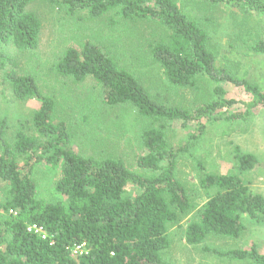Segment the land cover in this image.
<instances>
[{"label": "trees", "instance_id": "trees-1", "mask_svg": "<svg viewBox=\"0 0 264 264\" xmlns=\"http://www.w3.org/2000/svg\"><path fill=\"white\" fill-rule=\"evenodd\" d=\"M35 0H0V72L19 101L35 100L39 106L31 121L7 138L9 125L0 120V181L8 187L0 201V264H170L164 253L171 245L170 229L193 211L190 195L177 178L180 158L191 155L205 134H192L181 145L168 141L169 126L203 120H247L264 106V92L250 81L239 80L214 53L208 33L180 8L176 0H41L69 16L85 13L98 19L113 12L118 20L152 21L164 33L151 45L154 61L166 79L179 88H190L203 76L218 84L212 101L194 109L165 105L151 96L136 76L92 42L66 48L52 71L76 83L93 81L105 105H130L138 114L159 125L142 134L136 171L123 159L87 157L75 151L64 121L55 120L56 102L45 95L36 78L21 74L17 61L2 50L19 52L39 48L42 22L29 10ZM246 13L264 16L263 0H203ZM264 54V41L254 45ZM10 66L12 69L7 70ZM221 83L242 87L248 100L228 99ZM244 108L245 111H239ZM233 110V113L229 111ZM240 172L259 163L253 154L237 153ZM60 167L56 191L65 202L37 199L36 165ZM200 187L214 191L184 229L186 242L196 246L208 238L238 240L245 222L264 224V196L254 193L236 174H212L200 163ZM133 189L134 194H128ZM36 226L46 235L30 230ZM82 253L73 257L72 250ZM219 255L231 262L264 264L256 245Z\"/></svg>", "mask_w": 264, "mask_h": 264}, {"label": "rangeland", "instance_id": "rangeland-1", "mask_svg": "<svg viewBox=\"0 0 264 264\" xmlns=\"http://www.w3.org/2000/svg\"><path fill=\"white\" fill-rule=\"evenodd\" d=\"M176 2L208 33L211 48L219 61L236 78L250 81L264 92V54L254 51V45L264 41V16L203 0ZM29 10L35 12L42 22L39 48L32 52H19L12 46L2 51L17 61L21 74L33 75L42 92L55 100V120L67 124L73 149L84 156L123 159L130 169L136 171L141 136L146 129L159 124L141 117L130 105H105L92 80L76 83L56 75L51 68L68 47L94 43L131 71L151 96L165 105L194 109L216 98L214 91L218 84L206 77H199L190 88L176 87L166 79L151 53V45L164 34L155 22L121 19L114 23L113 12L98 19L89 18L85 13L69 16L59 7L41 0H35ZM11 69L7 67V70ZM4 76V72H0V120L7 121V138L11 142L21 125L31 121L39 104L35 100H17L11 87L4 83ZM219 86L227 91L228 99H249L242 87L227 83ZM239 109L245 111L244 108ZM229 112L233 113V110ZM203 125L206 131L202 141L191 155L180 158L177 170V178L190 195L193 211L170 229L171 245L163 256L170 264H248L231 262L219 253L234 249L250 250L256 245L264 254V224L246 221V230L238 240L212 236L196 246L186 242L184 229L214 192L207 193L200 187L202 172L199 163L212 174L240 176L254 193L264 196V106L253 110L243 121L212 125L203 120L200 124H190L187 129L172 123L167 139L173 145L184 144L189 136L199 134ZM237 153L255 155L259 160L256 168L240 172ZM33 178L38 200L46 203L66 201L56 191L60 167L36 165ZM7 190V185L0 181V201L4 200ZM134 193L133 189L128 191V194ZM0 217L5 218L2 210ZM82 251L72 250L73 257L77 258Z\"/></svg>", "mask_w": 264, "mask_h": 264}, {"label": "built area", "instance_id": "built-area-1", "mask_svg": "<svg viewBox=\"0 0 264 264\" xmlns=\"http://www.w3.org/2000/svg\"><path fill=\"white\" fill-rule=\"evenodd\" d=\"M30 230H34L36 233L38 234H42V237L45 239L46 235L43 234V231L41 229H38L36 226H34L33 228H30ZM82 249L81 247L76 248V250ZM82 253V252H81Z\"/></svg>", "mask_w": 264, "mask_h": 264}]
</instances>
